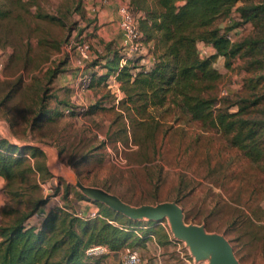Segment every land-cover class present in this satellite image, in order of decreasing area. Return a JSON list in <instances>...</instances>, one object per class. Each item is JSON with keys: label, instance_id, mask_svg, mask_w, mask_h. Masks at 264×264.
<instances>
[{"label": "rangeland", "instance_id": "obj_1", "mask_svg": "<svg viewBox=\"0 0 264 264\" xmlns=\"http://www.w3.org/2000/svg\"><path fill=\"white\" fill-rule=\"evenodd\" d=\"M108 1L0 0V137L39 147L36 155L26 150V163L42 165L40 171L27 170L13 179L0 175V225L14 222L42 199L47 202L30 218L33 223L57 206L88 217L94 203L100 214L98 202L103 201L97 197L118 198L134 208L174 201L183 208L187 224L225 235L241 264H264V155L253 159L231 143V134L193 118L170 99L145 106L140 96L129 98L124 88L129 82L117 74L104 79L99 73L107 71L103 66L114 50L124 55L122 64L146 67L159 52L156 39L146 41L144 35L141 51L130 53L124 41L116 47L99 39V13ZM124 3L131 8L130 0ZM132 10L142 21L145 12ZM239 19L234 8L214 25L227 28ZM229 34L233 40L264 39V26L246 22ZM79 44L89 45L88 57ZM251 46L230 65L224 55L216 58L222 74L216 92L229 98L227 103L247 99L241 116L264 120V41L256 49ZM199 50L202 56L216 52L203 42ZM86 73L93 76L88 88L82 87ZM238 108L231 106V111ZM42 110L49 114L40 118ZM121 213L113 222L130 217ZM134 219L141 220V227L155 221V227L165 230L158 233L168 234L164 238L156 232L129 244L139 248L141 264L146 258L154 264L156 250L146 247L148 240L163 247L162 255L179 253V260L163 256L161 264H212L214 254L199 258L176 234L170 216ZM137 233H143L141 228ZM170 245L176 249L169 251ZM95 256L99 264H107V252Z\"/></svg>", "mask_w": 264, "mask_h": 264}, {"label": "trees", "instance_id": "obj_2", "mask_svg": "<svg viewBox=\"0 0 264 264\" xmlns=\"http://www.w3.org/2000/svg\"><path fill=\"white\" fill-rule=\"evenodd\" d=\"M130 1L132 9L145 12L143 20H139L140 29L146 41L156 39L159 52L154 63L146 67L129 63L132 61L122 64L124 55L115 50L104 65L108 72L103 78L117 74L124 82H129L128 86L124 85L129 98L138 95L145 106L148 103L164 105L170 99L190 112L193 118L231 134V143L253 159L263 157L264 120L241 116L247 108L243 103L247 99L227 103L229 98L218 97L216 89L222 74L215 61L219 55H224L230 65L248 43L252 44V50L264 41H240L229 37L235 26L246 22H262L264 26V0H242L240 5L241 0ZM234 8L240 18L235 25L227 28L214 25L219 17L231 14ZM201 42L213 45L216 52L202 56ZM133 68L139 69L133 71ZM257 102L258 99L252 101ZM234 105L239 108L231 111ZM48 114L42 110L39 116L43 118ZM28 149L35 155L40 152L35 145L21 146L7 137H0V175L13 179L27 170H42V165L26 163ZM46 202V199L38 200L14 222L0 225V264H99L100 258L88 253L90 247L103 244L110 250H118L134 240L145 241L153 233L165 231L155 227V221L149 222L147 227H141V220L131 217L123 223L112 222L124 214L103 202H98L101 210L97 216L83 217L68 207L57 206L40 222H31L30 218ZM140 228L141 235L137 233ZM159 235L168 238L165 232ZM161 242L166 243L168 239Z\"/></svg>", "mask_w": 264, "mask_h": 264}, {"label": "water", "instance_id": "obj_3", "mask_svg": "<svg viewBox=\"0 0 264 264\" xmlns=\"http://www.w3.org/2000/svg\"><path fill=\"white\" fill-rule=\"evenodd\" d=\"M97 200L105 202L115 210L124 212L132 218L149 215L152 219H162L165 216H170L176 234L191 244L194 253L199 258L213 253L212 264H241L235 256L233 245L225 235L209 233L204 225L187 224L184 219L183 208L177 202L169 201L157 207L134 208L118 198L97 197Z\"/></svg>", "mask_w": 264, "mask_h": 264}, {"label": "crops", "instance_id": "obj_4", "mask_svg": "<svg viewBox=\"0 0 264 264\" xmlns=\"http://www.w3.org/2000/svg\"><path fill=\"white\" fill-rule=\"evenodd\" d=\"M125 1H128V0H125ZM123 2H124V0H109L108 3L105 5V8L103 10H101L99 13L100 27L97 29V32L99 34V39L104 40L105 43L107 42L108 45L113 44L114 46L117 47V46L122 45V43L124 41V33H123V30L121 29L120 13H119V8ZM110 54H112L111 51H110ZM109 58H110V56H109ZM149 59H151V56H149ZM144 60H145V58H144ZM105 63H106V61H105ZM103 67H106V66H103ZM106 70L107 71H105V72L101 71L99 74L105 75L108 72V69H106ZM75 73L77 74L78 71H76ZM89 91H91V89ZM89 91L85 92V95H84L85 98H87V95L90 94ZM82 98H83V96H82ZM0 179L2 180L3 177L0 176ZM92 204L93 205L89 206V208H91L92 211H97L99 206H97L94 203H92ZM146 247L149 248L153 252H154V250H156V252H157V253L154 252L155 257L152 260L154 262V264H161V261H162L161 258L163 256L165 257V256L171 255L170 261H172V262L179 260V257H178L179 253L178 252L175 253L173 251L172 252L173 255L167 254V253L162 255V251L164 249H163V247H161L160 244L155 243V241H152V240L146 241ZM175 249H176L175 245H170L169 251L175 250ZM180 256H182V255H180ZM122 258H123L122 248L118 249V250H111V251H107V256L105 257V262H107V264H113V263L117 264L120 261L122 262ZM150 262L151 261H149V259H147V258L144 260V264H151Z\"/></svg>", "mask_w": 264, "mask_h": 264}, {"label": "built area", "instance_id": "obj_5", "mask_svg": "<svg viewBox=\"0 0 264 264\" xmlns=\"http://www.w3.org/2000/svg\"><path fill=\"white\" fill-rule=\"evenodd\" d=\"M120 15H121V26L124 31V43L127 48V51L136 52L141 51L142 42H143V33L139 26V20L135 12L130 8L127 3L122 4L120 6ZM229 37L232 39V35L229 34ZM233 40V39H232ZM89 45L87 44H79L78 48L82 51L83 57H88V48ZM201 53V51H200ZM93 82L92 74H84L82 76V87L88 88L91 86ZM69 108L67 110L70 111ZM99 213L97 211H92L90 216H97ZM113 222V220H111ZM108 248L106 245L98 244L90 247L88 249V253L92 255H98L102 253H106ZM143 260L142 254L136 246L127 245L123 249V258L122 264H141Z\"/></svg>", "mask_w": 264, "mask_h": 264}]
</instances>
